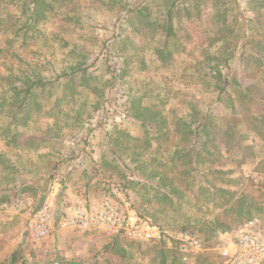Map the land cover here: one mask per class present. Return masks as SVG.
Instances as JSON below:
<instances>
[{
  "label": "rangeland",
  "instance_id": "374dc122",
  "mask_svg": "<svg viewBox=\"0 0 264 264\" xmlns=\"http://www.w3.org/2000/svg\"><path fill=\"white\" fill-rule=\"evenodd\" d=\"M27 1L15 0L14 3L0 1L2 51L0 97L5 95L10 87L8 84L10 76L38 77L45 81H53L58 75L69 74L72 69H85V71L63 77L54 82L52 87L37 89L44 103L43 111H49V116L37 114L33 123L19 129L20 126L11 124L10 118L4 113L0 115V132L8 126L11 133L18 132L23 135L44 133L45 137L58 135L60 137L58 143L53 146L51 142L49 143L53 151H69L71 147L76 146L86 153V157H91L88 154L92 152L95 161H98V157L101 158L103 155L110 159V147L117 143L119 133L124 132L131 137L139 138L146 134L139 124L130 118L128 108L132 101L147 106L164 99L166 103L163 114L169 124H173L177 117H185L190 112L191 105L196 106L201 115L206 112L212 113L219 123L229 116V111L222 103L216 101L215 93L209 88L211 79L207 75L212 64L209 66L208 63H202V67H198L200 76L195 67L194 60L206 55L202 53L205 49L201 44V34L204 33L202 30L205 29L206 24L202 21L203 16L196 22L185 18L174 22L177 38L183 45L185 43L186 51L174 52L169 63L162 65L148 46L149 41L162 37L161 29L155 27L134 32L122 8L124 2L131 4L138 0H73L75 4L72 10L62 8L57 11L55 17L36 23L28 21V14L22 13L24 3ZM44 1L55 7L53 0ZM248 2L249 0H226L228 7L226 23L238 33L244 29L243 20L251 16ZM147 5L151 18L160 22L163 18L160 0H147ZM246 32L249 34V28ZM220 45L221 42L210 51L206 49V53H216ZM112 70L114 74L111 73ZM224 73H227L226 70ZM69 78L71 83L68 82ZM253 83H255L254 79L237 80L238 86ZM68 85L74 89V100H65L56 106L62 94L69 93ZM230 89L232 90L233 87ZM48 127L51 130L46 133ZM150 134L153 136L151 132L147 135ZM243 137V145L250 149L242 151V146L234 148L225 169L232 171V177H241L245 182H264V174L255 170L259 160L264 158V141L249 133H245ZM79 138L80 141H77ZM46 139L48 141V138ZM4 143V139L0 137V154H4V158L11 164L16 162V155H21L19 160L23 162L22 168L25 166L26 170L21 169L20 177L26 181H37L39 185L44 186V190H39L35 196H32L31 192L14 197L7 196L10 197V203L0 205V264H9L14 253L20 258L18 264H23L22 261L25 264L160 263L157 248L153 245L158 241L137 242L123 235L125 241L139 244L141 249L137 251L133 247L134 257L127 262L115 254L114 248L110 251L102 250L103 244L111 241L118 234L97 231L63 232L56 225L57 220L49 237L39 242L32 241L28 235L30 219L44 203H50L56 215H60L64 207L71 202L67 200L69 196L65 192V189L70 190V183L68 180L65 181L63 187L65 194L59 202L50 199L48 202V184L52 177L50 159L46 156L48 147L44 146L39 151L29 150L19 153L12 148L8 150ZM153 154L155 155L154 147L143 156V159L148 162ZM54 157L57 158L55 155ZM129 159L125 158L123 161L128 167L125 176L130 181H140L145 185V187L132 185L120 191L133 212L139 216L151 215L149 217L151 221L148 218L147 220L159 227L162 226L160 228L167 235L165 237L167 240L169 236L176 237L181 233L179 231L181 227H186L184 231H190L199 237L206 236L209 239L214 237L213 227L203 223L201 219L210 220L218 212L215 205H202L203 197L195 191L194 195L198 200H191L190 204L181 208L162 207L165 213L154 214L152 207H148L143 201L148 195L149 186L155 182L140 178L138 172L133 171L134 165ZM84 160L85 155L80 162ZM207 169L210 167L204 168ZM29 170L32 172L30 173ZM204 170L202 171L206 172ZM73 172L68 171L67 175ZM78 172L82 174L81 170ZM39 177L42 179L38 180ZM59 177L58 179H65L62 174H59ZM73 185L80 191L81 199L89 206L99 205L110 195L103 186L96 187L94 188L96 195L89 196H96L99 200L90 203L85 200L88 192L83 187L82 180L79 179ZM52 187L51 185L49 189ZM243 188L248 191V184L244 183ZM109 198L115 204L122 203L119 199ZM15 203L19 206L11 208ZM254 217L264 222V217ZM251 221H254L253 218ZM256 225L261 227L258 222ZM236 231L237 229L223 233L227 234L224 235L223 241L232 239ZM223 234L216 237L217 242ZM163 241L165 249L173 248L166 240ZM214 246L207 248L205 252L216 255V258L198 261L195 257L191 264H223V260L220 263L222 257ZM166 264H171L169 258Z\"/></svg>",
  "mask_w": 264,
  "mask_h": 264
},
{
  "label": "trees",
  "instance_id": "16d2710c",
  "mask_svg": "<svg viewBox=\"0 0 264 264\" xmlns=\"http://www.w3.org/2000/svg\"><path fill=\"white\" fill-rule=\"evenodd\" d=\"M3 1L14 3L15 0ZM53 2L55 7L44 0H28L24 3L22 13L28 14V21L36 23L55 17L57 11L62 8L72 10L75 4L73 0ZM160 2L163 12L160 22L151 18L147 0H138L131 4L124 2L122 8L134 32L155 27L161 29L162 37L149 41L148 46L162 65L169 63L174 52L186 51L185 43L183 45L177 38L174 22H179L182 18L196 22L203 16L202 21L206 24L202 30L204 33L201 34V44L205 49L202 53L206 55L194 60L195 67L200 76L199 69L202 63H208L209 66L212 64L207 75L211 79L209 88L215 93L216 101L222 103L229 111V116L219 123L212 113L206 112L201 115L196 106L191 105L192 108L185 117H177L173 124H169L163 114L166 103L164 99L147 106L132 101L128 108L130 118L136 121L146 134L139 138L131 137L124 132L119 133L117 143L110 147V159L103 155L100 160L91 164L92 177L96 178L97 187L103 186L106 193H110L114 187L120 191L132 185L145 187L140 181H130L125 176L128 167L123 161L130 158L134 165L133 171L138 172L140 178L155 182L149 186L148 195L143 201L148 207H152L154 214L165 213L162 207L181 208L190 204L191 200H198L194 195L197 191L203 197L202 205L213 204L218 210L210 220L201 219L215 231L213 239L197 236L205 248L215 245L218 235L238 230L252 218L260 224L261 227L258 228L264 233V222L254 217H264V182H245L241 177H232V171L225 169L234 148L242 146V151L250 149L243 145L245 133L264 141V0H249L248 10L251 16L243 20L244 29L239 33L226 23L228 14L226 0H160ZM247 28L249 34L246 32ZM219 42L221 45L217 47L216 53H206V49L210 51L216 48L215 45ZM225 70L227 73H224ZM84 71L85 69H72L69 74L58 75L53 81H45L38 77L10 76L8 82L10 87L5 95L0 97V115L7 114L10 123L20 126L19 129L33 123L37 114L49 116V111H43L44 103L37 89L52 87L53 83L61 78ZM111 73L114 74V71ZM239 79H254L255 83L238 86ZM68 82L71 83V78ZM68 92L62 94L56 106L65 100H74V89L69 85ZM50 130L47 129L46 133ZM150 132L153 136L147 135ZM0 133L7 149L12 148L19 153L39 151L44 146L51 149L60 138L58 135L45 137L44 133H42L44 137L41 133L35 135L11 133L8 126L1 129ZM50 142L52 146H49ZM153 147L155 155L150 156L146 162L143 156ZM20 156L16 155V162L11 164L4 158V154H0V205L9 204L10 197L28 192L35 196L39 190H44V186L39 185L37 181H26L20 177L21 169L26 170L25 166L22 168ZM46 156L48 157V153ZM205 167L210 169L204 170ZM255 170L264 174V158L259 160ZM40 179L42 178L39 177L38 180ZM244 183L248 184V191L243 188ZM62 196L63 193L60 191L58 198ZM140 217L150 220L151 215ZM185 228L181 227L179 231L183 232ZM163 244V240L153 244L160 257L159 264H166L168 258L171 264H183L176 249H165ZM174 244L176 245L175 241L173 247ZM102 247L104 251L114 248L115 254L127 262L134 257L133 247L137 251L141 250L139 244L125 241L121 234L107 241ZM214 257L217 256L205 252L197 255L195 259L209 260ZM19 260L18 255L14 253L9 264H18ZM22 263L25 264L23 261Z\"/></svg>",
  "mask_w": 264,
  "mask_h": 264
},
{
  "label": "built area",
  "instance_id": "2783aa9c",
  "mask_svg": "<svg viewBox=\"0 0 264 264\" xmlns=\"http://www.w3.org/2000/svg\"><path fill=\"white\" fill-rule=\"evenodd\" d=\"M109 194V197L119 199L122 203L115 204L107 197L99 205L89 206L83 199L75 198L64 207L60 215H56L50 203L42 204L28 223L29 238L34 242L46 239L53 232L57 220L56 225L63 232L114 233L137 242L166 240L170 246L175 241L173 248L184 264H191L198 254L207 250L190 231H183L176 237L169 236L167 240V235L159 226L131 210L129 202L123 198L118 188H114ZM18 206L15 203L11 208ZM256 222H246L226 242L223 240L227 234L220 236L214 249L222 257L223 264H264V233L259 230Z\"/></svg>",
  "mask_w": 264,
  "mask_h": 264
},
{
  "label": "crops",
  "instance_id": "0c3cea01",
  "mask_svg": "<svg viewBox=\"0 0 264 264\" xmlns=\"http://www.w3.org/2000/svg\"><path fill=\"white\" fill-rule=\"evenodd\" d=\"M80 141V138L77 140ZM64 149V148H63ZM81 149H78V147H71L69 151H60V150H54L51 148H48V159H50V167L52 169V173L50 174L52 177L49 180L48 184V202L50 200H54L55 202L59 201L58 195L60 194V191L64 193L63 187L65 186V181L68 180L69 189H65V192L68 194V201H72L75 198H81L80 191L75 188L73 185L76 183L79 179L82 180L83 187L88 192L87 196H85V200L90 203H96L99 199L96 196H89V195H96L94 193V188H96L98 185L95 183L97 180L96 178L92 177L91 172V164L96 160L93 157L92 152L88 155H91V157H86V153L83 151H80ZM47 154V153H46ZM51 154V155H50ZM54 155L57 157L55 158ZM83 155H85V160L80 162L83 158ZM73 158V159H72ZM99 160L101 159L98 157ZM52 161V162H51ZM74 165V166H72ZM75 167V169H74ZM74 169V170H73ZM78 170H81L80 174ZM68 171H74L73 174L67 175ZM59 174L64 175L65 179H58ZM72 180V181H70ZM53 186L52 189H49L50 186ZM52 198V199H51ZM58 198V199H57Z\"/></svg>",
  "mask_w": 264,
  "mask_h": 264
}]
</instances>
